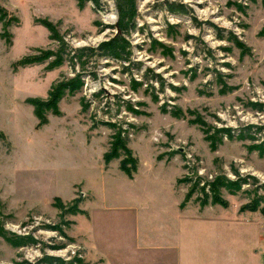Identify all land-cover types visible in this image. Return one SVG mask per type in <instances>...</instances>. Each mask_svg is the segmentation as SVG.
Segmentation results:
<instances>
[{
  "label": "rangeland",
  "instance_id": "rangeland-1",
  "mask_svg": "<svg viewBox=\"0 0 264 264\" xmlns=\"http://www.w3.org/2000/svg\"><path fill=\"white\" fill-rule=\"evenodd\" d=\"M116 3L0 0V264H264V0Z\"/></svg>",
  "mask_w": 264,
  "mask_h": 264
},
{
  "label": "crops",
  "instance_id": "crops-1",
  "mask_svg": "<svg viewBox=\"0 0 264 264\" xmlns=\"http://www.w3.org/2000/svg\"><path fill=\"white\" fill-rule=\"evenodd\" d=\"M142 206H143V204L137 205V203H136V205L132 207V210L136 211V212H138V211L145 212L144 209H140ZM153 218L156 221V217L154 216ZM124 220H126V219H124ZM128 220H130V219H128ZM131 222L132 223H131L130 227L134 226L135 232L142 229V226L137 224L136 219H134L133 221L131 220ZM180 226H182V228H183V234H184L185 238L188 235V239H186V240L184 239L186 242V243H184V245H185L184 249H185L186 253H185V256H182L180 254L177 259H175L174 261H170V264H230V262L226 261L222 257L223 253H220L217 251L215 253V255L209 256L208 252H203V249L198 250L197 246L194 247V245L199 243L198 238H200V237H202V239L204 240V244H207L210 242H214V243L219 242V243L224 244L226 242V237L228 236V235H225L226 232L229 233L232 231L233 233L238 232L240 234V229L236 230V228L234 226H232L231 228H228L229 230H226V229L221 228V227L220 228L216 227V228H214V230H210V229H207L204 227H200V228L195 227L193 229L192 225H187V224H183ZM151 230L153 231V233H156V223H155V225L153 224V226L151 227ZM167 231H170V230L168 229ZM135 239H136L137 243L140 242L141 240H143L142 237L138 238L136 236H135ZM235 239H236L237 243L239 244L240 240H241V236L238 235V237H236ZM113 243L115 244V241H113ZM105 246L108 247V244H105ZM114 247L120 248V246H118V245H116ZM189 247L191 248L190 250L188 249ZM239 252H240V250H239ZM220 254H222V255H220ZM135 255H138V254L135 253ZM202 255L203 256L206 255L209 257L200 258V257H203ZM239 262H241L240 257H238V258L236 257L233 260H231L232 264H239ZM240 264H242V263H240ZM243 264H251V262L248 259H246L245 263H243Z\"/></svg>",
  "mask_w": 264,
  "mask_h": 264
},
{
  "label": "trees",
  "instance_id": "trees-1",
  "mask_svg": "<svg viewBox=\"0 0 264 264\" xmlns=\"http://www.w3.org/2000/svg\"><path fill=\"white\" fill-rule=\"evenodd\" d=\"M93 2L96 4L98 3V0H93ZM116 7L118 12V29L120 33L116 37L112 38L110 41L102 43L97 48V50L99 51L100 56H107L112 59L126 61L128 60V57L124 55H126V50L129 45L123 35L129 34L134 29H136V26L134 24L136 14L135 0H117ZM86 49L90 53L95 51L90 48H85L78 51L82 53H80L81 55H84V50ZM37 108L40 109L42 107L37 106Z\"/></svg>",
  "mask_w": 264,
  "mask_h": 264
}]
</instances>
